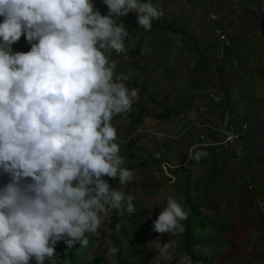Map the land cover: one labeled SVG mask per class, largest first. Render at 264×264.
Segmentation results:
<instances>
[{"label": "clouds", "instance_id": "clouds-1", "mask_svg": "<svg viewBox=\"0 0 264 264\" xmlns=\"http://www.w3.org/2000/svg\"><path fill=\"white\" fill-rule=\"evenodd\" d=\"M103 2L107 15L93 0H0V264H57L59 242L67 248L87 247L88 235L96 234L111 213L124 216L136 211L134 197L124 189L138 175L125 166L112 120L134 110L139 94L126 86L127 76L115 74L110 57L112 51L126 54L129 32L118 22L120 17L135 13V28L150 31L164 12L151 0ZM211 7L188 9L202 17L198 11L206 13ZM215 8L222 21H208L215 41V24L227 33L230 44L217 41L223 53L235 41L221 5ZM22 36L30 50L14 52L13 45ZM227 94L225 107L237 122L232 106H227ZM238 123L249 129L248 122ZM248 132L246 146L252 136ZM197 147L189 146L188 154L197 162L207 156L198 149L230 148ZM243 156L244 150L237 153L238 159ZM182 165L162 163L169 183L177 181L171 170ZM117 178L119 190L109 183ZM152 215L140 214L136 220L142 231L150 221L152 231L179 236L185 231L181 221L189 213L170 196L154 222ZM154 242L166 256L169 244L159 236ZM118 251L110 248L107 255Z\"/></svg>", "mask_w": 264, "mask_h": 264}, {"label": "rangeland", "instance_id": "rangeland-1", "mask_svg": "<svg viewBox=\"0 0 264 264\" xmlns=\"http://www.w3.org/2000/svg\"><path fill=\"white\" fill-rule=\"evenodd\" d=\"M151 2L163 10L164 22H172L174 17L180 19L186 16L188 26L187 28L186 24L183 26L186 28L183 36L163 32L158 28H153L151 32L147 33L143 29L135 28V24H138L135 13H128L126 16L120 17L118 22L122 23L129 32V37L125 40V45L128 48H133L134 42L139 36L147 34L146 45L145 43L142 44V46L144 45V48L141 49L142 54L128 56L111 53L110 57L116 65L115 74L127 76L128 81H131L128 88L138 90V102L134 103L135 108L132 107L134 110L130 112H136L138 115L137 108L142 107L139 104L143 102L150 104L151 111L162 110L161 107H156V104L151 103L150 97L154 96L156 99L161 95V91L168 92L173 86L179 87L180 98L187 102H191L190 94L192 96L200 95L203 98L202 102L210 103L208 101L209 88H214L215 84L221 87L223 85L230 87L236 84L237 89L234 92V98L232 93L228 91L230 97L234 99L232 115L237 122H248V133H253L250 142L252 148L249 155L250 160L246 157L241 163L232 162L231 166L227 163L228 166L222 171L215 169V175H219L221 172L225 173L222 181L229 183L230 178H228L229 174L226 171H231V167L236 170L238 178L243 175L244 168H249L247 161H250L251 165L256 163L255 166L257 167V171H252L251 176H244L243 178L241 176L242 179H239L238 183L235 182L236 185L232 184L238 193V197L245 201L244 207H242L244 209L241 208L238 201H231L228 193L224 192L225 196L222 199L220 196L212 194L214 192L212 189L209 190L210 197L202 195L201 178L188 183L190 185L188 190L187 185L183 183L179 187L177 180L171 183L174 187L160 189L161 193L164 191L162 194L165 199L162 203L152 204L150 210L153 215L151 218L153 222L158 218L163 208L167 206L168 197H174L182 204V193L186 194V190L187 192L191 190L196 197L200 198L202 212L206 216L202 215L205 226L198 231L196 230L203 254L210 252L215 254L213 264H264V227L261 226V223H264V198L263 200L252 199L255 186L259 193L264 195V0H151ZM93 3L102 15L108 14L109 10L107 6L104 7L103 0H93ZM217 5H221L225 23L232 28L231 38L235 41V45L232 44L233 47L225 48L223 53L218 42L209 36L211 27L208 19L201 17V20L196 22L194 19L197 17L192 16L193 12L188 10V7L205 10L209 6L217 7ZM2 19L0 17V22ZM178 19L177 22L175 21L176 23L180 22ZM200 26L201 28L206 26V29L199 30ZM195 28L197 29L196 32ZM235 34L237 36L234 38L232 35ZM149 36L152 37L151 40H149ZM239 37L242 40H239ZM242 41L245 43L244 45ZM240 45L244 47L243 50ZM236 47H239L240 50ZM29 50L30 45L24 36L13 45L14 52H27ZM135 56L141 58V61L138 62ZM148 72L154 73L152 75ZM248 86L250 87L246 90ZM172 94V97H175L177 93ZM126 116L123 114L122 120L116 121L114 125L118 130L117 142L121 145V154L126 146L124 139L127 134L125 126L128 124L124 119ZM213 117V113L208 116L210 120H213ZM174 124L171 127V132L175 131V133L180 134L179 132L184 127H181L177 122ZM123 125H125L123 128H119ZM124 150L122 156L127 160L128 156L125 155L127 150ZM255 155L257 159L253 160L251 157ZM236 172L232 175L235 176ZM109 181L110 183H117L116 186L118 190L120 189L118 178ZM195 181L197 183L192 185ZM143 182L137 194V200H139L137 209L144 205L142 201H145L146 195L150 196L153 191L151 179L148 182ZM128 186L124 189L125 192H131ZM252 186L253 189L251 190ZM196 197L191 198V200L197 202L198 198ZM212 197L216 202L210 200ZM247 198H250L251 201ZM222 201L224 203L221 208ZM153 208H160V210L154 211ZM111 216L112 220L110 216L106 217L105 223L102 224L96 234L88 235L89 245L81 252L85 259L84 263L81 264H90L97 255L101 258L100 264H117L119 257L123 259L132 252H134L132 258L124 264H187L186 255L181 248L185 244L184 241L181 244L182 235L156 232L150 234L147 231H142L136 220L121 219L115 212L111 213ZM125 216L129 217L127 214ZM137 217H140V214H137ZM246 219H251L258 229L253 225L251 229L240 228ZM117 224L120 225L118 231L114 229ZM158 236L162 243L169 244L166 256L161 255L155 248L154 240ZM113 247L119 249L118 253L115 256L107 255L108 249Z\"/></svg>", "mask_w": 264, "mask_h": 264}, {"label": "crops", "instance_id": "crops-1", "mask_svg": "<svg viewBox=\"0 0 264 264\" xmlns=\"http://www.w3.org/2000/svg\"><path fill=\"white\" fill-rule=\"evenodd\" d=\"M190 8V7H188ZM190 10V9H188ZM192 11V10H191ZM193 12V11H192ZM196 16L197 19L195 18L194 20L197 22V20H201L198 15H196V13H193L192 16ZM163 17V16H162ZM175 18V17H174ZM172 19L174 22H177L178 18ZM187 17L184 16L180 19H178L180 22L177 23L181 28L185 29L187 28L188 24V20L186 19ZM160 20H163L160 19ZM156 21V20H155ZM154 21V22H155ZM186 24V28H184L183 26H185ZM205 24L207 25V23L205 22ZM182 25V26H181ZM206 26H204L203 28H201V26L199 27V30H205ZM196 32V28L194 29ZM211 30V28H210ZM209 30V36H211ZM180 35V34H179ZM234 38L237 36V34L233 35ZM239 36V35H238ZM150 37V36H149ZM152 37L149 38V40H151ZM243 38V37H242ZM236 40V39H235ZM239 40L240 39L239 37ZM242 44L244 45L245 43L242 41ZM241 49L243 50L244 47L241 46ZM236 49H239V47H236ZM142 54V51H139ZM138 52V53H139ZM132 54H129L128 56H130ZM134 55H136V53H134ZM141 56V55H140ZM171 56V55H170ZM136 60L141 61V58H138L137 56ZM233 59V58H232ZM142 63V62H141ZM140 65V64H138ZM154 72H148V74H152L153 75ZM226 77V76H224ZM126 86H129V83H127V81L125 82ZM176 84V83H175ZM214 88H209V93L212 91H218V89H222L221 87H219L216 84L214 85ZM237 85L233 84L230 87L226 86V89H224V92H231L232 93V97L234 96V92L236 91ZM130 88V87H129ZM179 87L178 86H173L170 90H168V92H164L161 91V95L159 97H157L156 99H154V96L150 97V99L153 101H151V103L156 104V107L159 106L162 108V110H172L171 112H173V115L170 116V118H168L167 120L165 119H156L155 117H152L155 114H159L162 110L160 109H156L158 111L154 112V110L151 111L150 107H149V103L148 102H143L142 104L140 103L139 105H141L142 107H138L137 110L139 112L138 115L136 114V112L126 114V121H127V126L123 125V126H119V128H123L125 126V131L127 132L126 134V146L123 148L122 154H124V149H126V153L125 155H127L128 159L126 160V167L130 170H135L136 174L138 175V179H135L131 184H129V188L131 190V192H126L127 194H130L131 196L134 197L133 200V204L134 207L136 209V211L138 212H134L132 215H128L127 213H125V215L127 214L129 217L124 216H119L121 219L126 218L128 221L130 220H137L139 217H135L137 214H142L145 210H147V212H151L150 209H152V204H157V203H162L164 202V191H160L161 188H170V187H174V185H171V183L168 182V179L166 178L163 168H162V163L163 162H169L171 164H184L180 167H177L173 170H171L173 177L178 180L177 182H179V187H181V183H183L184 185H187V190L188 188L190 189V185H188V183L192 182L193 180H199L201 178V184L203 187V192L202 195L204 196H211V194L209 193V190L212 189L214 190V192L212 194H215L216 196H220L221 199L225 196L224 192L230 195L231 201L234 202L238 201L239 205L242 207H244V203L245 201L243 199H240L238 197V193L237 191L233 188V185H236V183H238L239 179H242L244 176L249 177L251 176V174L253 173L252 171H257V167L255 166V164L251 165L250 161H247L249 168H244L243 170V175L242 178L241 176L238 178V174L236 172V170L234 169V167H231V171H226L228 175V178H230V182L229 183H225L224 180V174L223 172H221L218 176L215 175V172L218 170H221L225 167L228 166V164L231 163H241V161L243 162L244 159H249L250 160V151H251V137L248 140H246V145L244 148V156L242 159H238L237 158V153L235 152V149L230 147V148H217V147H206L203 149H198L196 151H203V152H207V156L206 157H202L198 162L195 160H190L189 157V146H190V142L192 139L196 138V136L199 134V132H203L204 134H206L208 137L212 138V139H217L220 137V134H216L214 133L212 130L210 129H199L195 126H192L193 122L196 121H201V123H213L214 122V118L213 120H210L208 118V116L212 113V110H209L207 103H205L204 101L202 102L203 98L200 95H195L192 96L189 94V98L191 100V102H187L186 100H183L180 98L179 96ZM196 91V90H194ZM157 92V91H156ZM155 92V94H156ZM177 93L175 97H172L173 94L172 93ZM165 93L168 97L165 96ZM169 93V94H168ZM230 93L227 94V98L230 101H233L232 103H234V99H232V97H230L229 95ZM171 95V97H170ZM179 97V98H178ZM187 97V96H185ZM234 98V97H233ZM158 102H157V101ZM134 105V104H133ZM184 107L182 109V106ZM234 104H231V106ZM135 108V107H134ZM143 110V111H142ZM176 110H179L180 112L177 113ZM148 115V116H147ZM115 116L112 120L113 125H115L116 121H120L122 120V114ZM129 116V117H128ZM128 117V118H127ZM139 117V118H138ZM143 118V119H142ZM153 118L154 120L150 119ZM174 122H177L179 125H181V127H184L182 131H180V134L175 133V131L171 132L172 128L175 124ZM185 125L189 128H186ZM154 127V129H153ZM132 128V129H131ZM170 129V130H169ZM174 134V135H173ZM253 134V133H252ZM251 134V135H252ZM121 137V136H120ZM170 137V138H169ZM256 138H254V143L256 142ZM152 140V141H150ZM256 148V147H255ZM257 149V148H256ZM253 153V150H252ZM253 160L257 159V156H253L251 157ZM159 161V162H158ZM228 163V164H227ZM259 164V163H258ZM251 168V169H250ZM216 169V171H215ZM247 169V170H245ZM236 172L235 176H233L232 174ZM204 176V177H203ZM261 176V175H260ZM262 177V176H261ZM263 178V177H262ZM105 179H108L107 177H105ZM151 179L153 181L152 184V193L149 195H146V198L144 199L145 201H142L144 204L143 206H141V208L137 209V202L139 200H137L138 196V190L139 187L142 186V184L145 182H148V180ZM221 181V183H220ZM110 183V181H109ZM197 181H195L192 185L196 184ZM117 183H110V186H116ZM118 189V187H117ZM253 189V186L251 188V190ZM147 191V189H145ZM186 193L188 196H190L191 198L196 197L194 195V192H192L191 190ZM155 193V196H154ZM141 195L143 196V193H141ZM162 195V196H161ZM182 198H183V202H184V193H182ZM252 199H260L263 200L264 195L260 194L258 189L255 186V192H253L252 194ZM142 198V197H140ZM197 202L200 205V209L202 211V207H201V201L199 197H196ZM206 199H209L208 197H206ZM249 201H251L250 198H247ZM211 201H213V197L210 198ZM215 201V200H214ZM216 202V201H215ZM223 201L221 203V208L223 207ZM232 203V202H230ZM124 204L126 206L127 201H124ZM233 204V203H232ZM234 205V204H233ZM244 209V208H242ZM154 211L160 210V208H153ZM242 212V211H241ZM245 213V212H242ZM135 214V215H134ZM134 215V216H133ZM203 215V212H202ZM110 219L112 220V216L111 214L109 215ZM204 217H206L205 215H203ZM252 225L258 229V227H256L253 224V221L251 219H246V222L240 226V228H253ZM262 228L264 227V223H261ZM239 227V225H238ZM237 227V228H238ZM116 229V227L114 228ZM202 229V228H201ZM238 235V234H237Z\"/></svg>", "mask_w": 264, "mask_h": 264}, {"label": "trees", "instance_id": "trees-1", "mask_svg": "<svg viewBox=\"0 0 264 264\" xmlns=\"http://www.w3.org/2000/svg\"><path fill=\"white\" fill-rule=\"evenodd\" d=\"M153 28H158L163 32H172L176 34H181V36H183L186 32L185 29L178 26L177 23L174 21L172 22L169 21L166 23L164 22V20H159V19L153 23L152 29ZM151 30L146 31V32L147 33L151 32ZM146 35L147 34L145 35L142 34L141 36H139L138 40L134 44L133 49H127L125 45L126 47L125 53L129 55V54H134V53H138L139 51H141V49L144 48V45L142 46V44L145 43V39L147 38ZM112 52L115 53L114 51ZM121 54H124V53H121ZM121 54H117V55H121ZM130 82H131L130 80L129 81L127 80V83H130ZM165 96L168 97L166 94ZM208 101H210V103H207L209 107L208 109L211 110V105H212L213 116L220 114L221 112L218 110V108H220V106L224 104V101L215 102L212 100L210 95H209ZM232 102L233 101H230L227 99L226 100L227 106H231V104H233ZM183 108L184 107L182 106V109ZM171 111H173V109L169 110V112L167 109L165 111L162 110L159 114H155L154 117L159 120L160 119L167 120L168 118H170L171 115H173V112ZM176 112L179 113L180 111L176 110ZM127 114L132 115L131 112H128ZM184 197H185L184 202L181 205L183 206L184 210L189 213V215L185 221H181V223L183 224L185 228V231L183 232L182 239H181V244H182V241H184L185 244H183L181 248L183 249L186 255L187 264H213L214 259H215V254H213L212 252L203 254L202 248L199 246V241H198L199 236L196 235L197 231L205 226V221L202 218V211L200 209V205L198 202L192 201L191 197L188 196L187 193L184 194ZM146 213H147V210H145L142 214H146ZM152 228H153V225L151 224V222L147 221V227H146L147 232H149L150 234L151 232H154L152 231ZM84 248L85 247H83V245H79V244L73 248H67L63 241L59 242L56 246V251L60 253L57 264L84 263L85 259L81 255V252L84 250ZM133 254L134 252H132L129 256L124 257L123 259L118 256L119 259H118L117 264H124L126 261H129L132 258ZM187 258H190V261ZM100 260L101 258H99L97 255L91 260L90 264H100ZM32 264H34V261L32 262ZM45 264H48V262L46 261Z\"/></svg>", "mask_w": 264, "mask_h": 264}, {"label": "built area", "instance_id": "built-area-1", "mask_svg": "<svg viewBox=\"0 0 264 264\" xmlns=\"http://www.w3.org/2000/svg\"><path fill=\"white\" fill-rule=\"evenodd\" d=\"M198 13L210 21H222V13L215 7H211L206 13L201 10H199ZM214 36L221 45L230 44L226 31L216 24L214 26ZM210 97L215 102L224 101V104L218 108L221 113L216 116L213 123H201V121H196L192 123V126L212 129L218 132L220 137L216 140H212L205 134L200 133L198 137L191 140L190 149H196L198 148L197 146L218 145L223 147H234L236 152L241 155L244 150V136L248 130V125L232 120L230 113L225 107V92L223 90L211 93ZM229 135H231V139H229Z\"/></svg>", "mask_w": 264, "mask_h": 264}]
</instances>
